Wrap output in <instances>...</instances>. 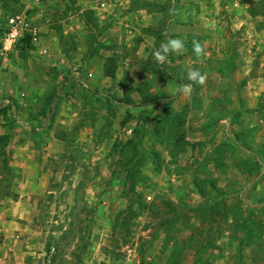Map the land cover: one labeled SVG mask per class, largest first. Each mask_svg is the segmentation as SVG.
<instances>
[{
  "label": "rangeland",
  "instance_id": "rangeland-1",
  "mask_svg": "<svg viewBox=\"0 0 264 264\" xmlns=\"http://www.w3.org/2000/svg\"><path fill=\"white\" fill-rule=\"evenodd\" d=\"M119 1L0 0V205L31 196L15 226L33 249L21 252L35 264H264V0H221L254 20L227 13L213 57L183 69L143 58ZM12 13L40 40L10 45ZM189 68L207 80L182 95Z\"/></svg>",
  "mask_w": 264,
  "mask_h": 264
},
{
  "label": "crops",
  "instance_id": "crops-1",
  "mask_svg": "<svg viewBox=\"0 0 264 264\" xmlns=\"http://www.w3.org/2000/svg\"><path fill=\"white\" fill-rule=\"evenodd\" d=\"M221 0H121L116 4L117 11L120 12L126 8H133L131 19L127 22L131 23V29L128 30L127 38H137L138 51L144 59L149 58V54L159 47L161 41L167 37L165 32L172 38H180L185 42V50L180 55H170L169 61H180V67L194 66L196 56L193 53L192 41L198 40L204 44L206 56L209 59L216 52V47L221 41V27L232 23H245L254 20L253 17L246 12V8L238 5V8H224L220 4ZM102 9L106 6L105 0H99ZM116 10V9H115ZM223 12V13H222ZM227 13L230 20L225 19ZM230 14V15H229ZM240 15V16H238ZM246 16V20L244 17ZM242 18V21H239ZM36 26V25H35ZM37 27V26H36ZM38 30V41L39 28ZM218 52V51H217ZM232 54V53H231ZM231 54L229 56H231ZM205 59V60H207ZM202 68V67H200ZM180 72V71H179ZM186 74V71H183ZM206 101V100H205ZM211 101V100H210ZM210 101H206L207 104ZM189 103L188 108L191 109ZM208 106V105H207ZM205 109V105L203 107ZM206 111H201L204 114ZM208 115V114H207ZM207 115L205 118H207ZM192 118V117H191ZM205 120V119H204ZM194 121H192L193 124ZM58 157V154L56 155ZM27 188H34L27 182ZM27 194H21L16 201L1 202L8 204L6 207L0 205V220L4 229H0V264H35V253L21 252L22 250L32 247H26L21 242V235L17 231L24 230L18 226L16 221L28 218L29 210L23 205H29ZM31 197V196H30ZM29 197V198H30ZM15 205H13V204ZM23 207V208H22ZM9 228H8V227ZM7 229V230H5ZM16 237V238H15ZM19 242L22 244L20 247ZM31 246V245H30ZM44 253L39 255V258ZM14 256V257H13ZM51 262V261H50Z\"/></svg>",
  "mask_w": 264,
  "mask_h": 264
},
{
  "label": "clouds",
  "instance_id": "clouds-1",
  "mask_svg": "<svg viewBox=\"0 0 264 264\" xmlns=\"http://www.w3.org/2000/svg\"><path fill=\"white\" fill-rule=\"evenodd\" d=\"M164 35L167 37L164 41H161L158 49L153 52V58L158 64H165L170 55H180L185 50V42L180 38H172L165 32ZM193 53L197 60H201L206 56L204 44L198 40L192 41ZM186 79L190 83H183L178 85L177 91L182 95H190L193 91V85L199 84L203 86L207 80V74L201 73L195 68H189L187 70Z\"/></svg>",
  "mask_w": 264,
  "mask_h": 264
},
{
  "label": "built area",
  "instance_id": "built-area-1",
  "mask_svg": "<svg viewBox=\"0 0 264 264\" xmlns=\"http://www.w3.org/2000/svg\"><path fill=\"white\" fill-rule=\"evenodd\" d=\"M37 5L44 3L46 0H35ZM8 35L7 42L10 45L14 44L20 37V33L29 31L32 34L33 40L35 42L38 41V30L37 27L33 25V23L26 22L25 18H22L20 14L12 13L8 18ZM126 27L130 30L131 24L127 23ZM55 249H53V252Z\"/></svg>",
  "mask_w": 264,
  "mask_h": 264
},
{
  "label": "trees",
  "instance_id": "trees-1",
  "mask_svg": "<svg viewBox=\"0 0 264 264\" xmlns=\"http://www.w3.org/2000/svg\"><path fill=\"white\" fill-rule=\"evenodd\" d=\"M106 73L109 75V77H114L115 76L114 71L113 70H109V67L107 68ZM149 102H150L149 104L157 105V104H159V98H156L155 100L149 101ZM6 164H7V162L4 163V166H6Z\"/></svg>",
  "mask_w": 264,
  "mask_h": 264
}]
</instances>
